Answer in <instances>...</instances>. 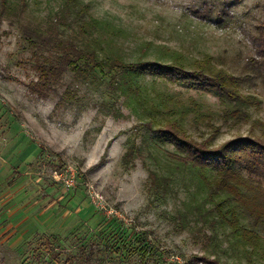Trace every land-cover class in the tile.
<instances>
[{"label":"rangeland","instance_id":"1","mask_svg":"<svg viewBox=\"0 0 264 264\" xmlns=\"http://www.w3.org/2000/svg\"><path fill=\"white\" fill-rule=\"evenodd\" d=\"M11 1L19 7L20 0ZM82 5L85 15L77 12ZM16 11L0 17V264H204L201 256L248 264L221 234L214 250L209 230L206 237L176 231L170 218L187 195L180 189L152 202L147 170L158 165L145 153L133 167L122 165L124 149L140 141L143 118L109 88L107 70H63L51 49L37 59L24 28L48 33L56 24L67 40L71 28L93 18L102 27L99 57L187 71L211 57L255 102L244 109L247 121L224 119L232 102L210 91L164 79L146 84L173 95L177 109L203 114L183 119L197 141L213 135L219 145L249 132L264 140V62L253 44L264 32V0H25ZM84 36L77 39L91 43ZM41 64L55 67L47 83ZM62 174L72 177L70 186ZM258 255L251 264L263 263Z\"/></svg>","mask_w":264,"mask_h":264},{"label":"trees","instance_id":"2","mask_svg":"<svg viewBox=\"0 0 264 264\" xmlns=\"http://www.w3.org/2000/svg\"><path fill=\"white\" fill-rule=\"evenodd\" d=\"M24 7L25 0H20L19 7L11 0H0V17L5 13L14 14L18 9L23 12ZM77 12L85 15L88 5H82ZM55 25L48 27V33L39 27L24 28L28 44L34 48L33 55L38 59L39 52L51 49L63 70L85 74L107 70L109 88L143 118L140 127L144 132L140 141L127 145L121 157L122 165L133 167L138 158H144V153L157 163L156 169L147 170L148 193L154 203L177 196L180 189L187 195L176 215L170 218L176 231L189 230L198 233L196 236L206 237L205 230H209L211 236L206 238L213 241L214 250L220 247L218 236L221 234L230 249L241 248L248 264L259 252L264 254V184L255 178L264 180V140L249 132L219 145L213 144V135L197 141L188 134L183 119L193 112L196 117H204L203 114L188 107L177 109L173 95L150 89L146 84L148 78L164 79L187 88L210 91L232 102L223 118L241 122L249 118L244 109L255 102L240 94V79L218 70L211 57L193 62L195 69L191 71L181 64L126 62L119 56L107 54L99 57L98 50L103 51L98 43L102 27L97 20H82L75 31L69 26L74 35L67 40L59 37ZM78 34H86L84 38L90 37L91 43L77 39ZM253 44L257 57L264 62V32L253 39ZM39 69L47 83L55 67L41 64ZM106 151L98 165L103 164ZM262 258L261 264H264V255ZM197 259L204 264H245L240 260L220 261L218 256Z\"/></svg>","mask_w":264,"mask_h":264},{"label":"built area","instance_id":"3","mask_svg":"<svg viewBox=\"0 0 264 264\" xmlns=\"http://www.w3.org/2000/svg\"><path fill=\"white\" fill-rule=\"evenodd\" d=\"M62 176H63V181L68 185V186H70V184H71V182H72V177H67L66 176V174H62Z\"/></svg>","mask_w":264,"mask_h":264}]
</instances>
